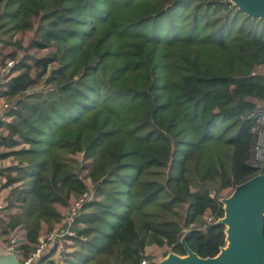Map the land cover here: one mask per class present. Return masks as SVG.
Returning <instances> with one entry per match:
<instances>
[{
    "label": "trees",
    "instance_id": "1",
    "mask_svg": "<svg viewBox=\"0 0 264 264\" xmlns=\"http://www.w3.org/2000/svg\"><path fill=\"white\" fill-rule=\"evenodd\" d=\"M19 34L43 53L0 83L14 100L0 121V160L15 162L3 187L19 185L0 242L20 232V263L89 186L64 264H140L149 246L183 257L181 238L216 256L219 200L254 176L247 117L264 103V22L229 0H0V45L20 49Z\"/></svg>",
    "mask_w": 264,
    "mask_h": 264
},
{
    "label": "water",
    "instance_id": "2",
    "mask_svg": "<svg viewBox=\"0 0 264 264\" xmlns=\"http://www.w3.org/2000/svg\"><path fill=\"white\" fill-rule=\"evenodd\" d=\"M246 17L264 22V0H229ZM223 216L215 224L224 227V247L212 258H199L184 243L179 257L168 253L158 264H264V174L236 185L219 200ZM0 264H18L11 253L0 249Z\"/></svg>",
    "mask_w": 264,
    "mask_h": 264
},
{
    "label": "rangeland",
    "instance_id": "3",
    "mask_svg": "<svg viewBox=\"0 0 264 264\" xmlns=\"http://www.w3.org/2000/svg\"><path fill=\"white\" fill-rule=\"evenodd\" d=\"M29 34H19L16 35L13 40L17 41L20 43V49H17L16 47L13 46H7V47H2L0 45V83L3 85V83H6L8 81L9 78L14 77L17 75L18 71H14V72H9L8 74L6 73L7 70L4 72L5 70V66L7 63H12V66H14L15 64H17L20 60H24V63H26L27 65H29L30 67L32 66L30 61H25L24 57L26 55H41L43 52H33V51H27L26 50V41L27 38L29 37ZM6 73V75H5ZM256 73H258L259 75H261L262 77H264V65L260 66L256 69ZM31 75L34 77L35 75V70L33 69L31 71ZM36 84L35 86L32 88L34 90H41L42 88V83H41V79H35ZM0 84V86H1ZM41 88V89H40ZM32 91V90H31ZM14 100H5V99H0V113L1 116L0 117H4L3 116V111H5V109L9 108L12 106L11 102ZM7 107H6V106ZM258 106H264V103L262 104H258ZM5 121H8V118H4ZM5 132L0 131V135H4ZM5 152L3 149H0V153ZM77 158L79 159L80 157L77 156ZM15 165V162L11 159V158H5V159H1L0 160V222H6L7 218L9 215L14 214V213H18L19 210L17 209V203L14 202V199L10 198V193L14 190L17 189V187H19L18 184H14L8 187H3V185H5L6 183V179L8 177H10L11 175L6 173V172H1L4 169H7L9 167H12ZM85 177V173H81L80 174V178L84 179ZM86 185H88V182L85 181ZM89 188V186H87ZM226 192H223V195H225ZM225 198V197H224ZM77 199V198H76ZM76 199L70 200V204L73 203V201H75ZM70 206V205H69ZM65 207V208H60V213L64 214V212L66 211V209L69 207ZM59 225H55L53 227L52 230L50 231H45L46 228H43V231L40 233V236H43L45 234L54 232L56 230H58ZM73 232V231H72ZM20 232H18L17 230L13 231V236L16 239V242H19L18 240L20 239ZM74 234V233H73ZM1 240L6 239L5 237L0 238ZM4 241V240H3ZM62 249L59 250L56 253V247L53 246L54 248V255L53 258L51 260H47L44 264H55V262L59 261L61 262V259L63 260L64 256L67 253L71 252V248H72V242H68L67 240L64 239L62 241ZM168 254L169 249L162 246V247H156V246H149L146 247L144 249V255L148 257V260L146 261H141V263L145 262V264H158V262L162 259L163 254ZM56 259V261H54L53 259ZM62 263L64 264V262L62 261ZM140 263V264H141Z\"/></svg>",
    "mask_w": 264,
    "mask_h": 264
},
{
    "label": "built area",
    "instance_id": "4",
    "mask_svg": "<svg viewBox=\"0 0 264 264\" xmlns=\"http://www.w3.org/2000/svg\"><path fill=\"white\" fill-rule=\"evenodd\" d=\"M11 65V63H7L5 66V70ZM6 106V105H5ZM7 107V106H6ZM3 111V116L0 117V121H5L4 118L6 111ZM2 113H0L1 116ZM249 122V135H250V163L254 170V176L264 174V106L256 107L247 117ZM91 199L90 188H87L85 192L77 197L73 203L66 209L63 214L62 226L58 228V230L45 234L43 236L37 237L34 245L32 246V250L28 253L25 259H22L20 263L18 262V256L14 250V244L16 243V239L14 237H9L8 244H2L0 242V249L4 253H11L18 264H35L37 260L43 255L47 249L55 246L56 253L62 249V241L69 237L74 236L72 232V222L74 218L77 216L80 205L82 202ZM52 254L48 258L42 260L39 264H44L47 260H51L53 258ZM56 261V259H53ZM57 261L55 264H63ZM145 264V262L141 263Z\"/></svg>",
    "mask_w": 264,
    "mask_h": 264
}]
</instances>
